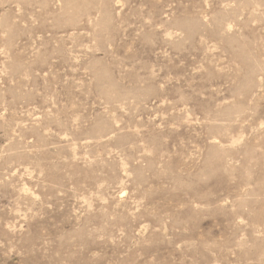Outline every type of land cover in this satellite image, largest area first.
I'll return each mask as SVG.
<instances>
[{
	"label": "rangeland",
	"instance_id": "374dc122",
	"mask_svg": "<svg viewBox=\"0 0 264 264\" xmlns=\"http://www.w3.org/2000/svg\"><path fill=\"white\" fill-rule=\"evenodd\" d=\"M0 264H264V0H0Z\"/></svg>",
	"mask_w": 264,
	"mask_h": 264
}]
</instances>
